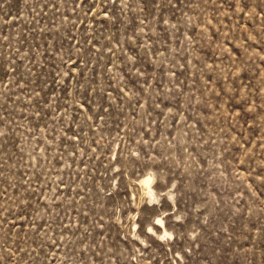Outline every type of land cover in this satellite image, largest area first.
<instances>
[{"label":"rangeland","instance_id":"1","mask_svg":"<svg viewBox=\"0 0 264 264\" xmlns=\"http://www.w3.org/2000/svg\"><path fill=\"white\" fill-rule=\"evenodd\" d=\"M0 264H264V0H0Z\"/></svg>","mask_w":264,"mask_h":264},{"label":"bare ground","instance_id":"2","mask_svg":"<svg viewBox=\"0 0 264 264\" xmlns=\"http://www.w3.org/2000/svg\"><path fill=\"white\" fill-rule=\"evenodd\" d=\"M140 183H141V185L143 187H145V189L147 191V195L149 197L152 198V197L155 196L154 191H153V189L151 187V183H152V178L151 177H145V178H143ZM158 221H159V223L156 224L157 227H159L163 223V221L161 219H158ZM151 231L153 232V229H151ZM165 233L167 234L166 231H165Z\"/></svg>","mask_w":264,"mask_h":264},{"label":"snow or ice","instance_id":"3","mask_svg":"<svg viewBox=\"0 0 264 264\" xmlns=\"http://www.w3.org/2000/svg\"><path fill=\"white\" fill-rule=\"evenodd\" d=\"M157 223H159V221H157ZM149 231H151V229H149Z\"/></svg>","mask_w":264,"mask_h":264}]
</instances>
